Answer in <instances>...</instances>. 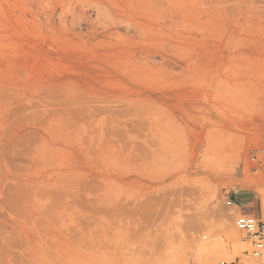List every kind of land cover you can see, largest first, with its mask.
Listing matches in <instances>:
<instances>
[{
    "label": "rangeland",
    "instance_id": "obj_1",
    "mask_svg": "<svg viewBox=\"0 0 264 264\" xmlns=\"http://www.w3.org/2000/svg\"><path fill=\"white\" fill-rule=\"evenodd\" d=\"M263 148L264 0H0V264L239 258Z\"/></svg>",
    "mask_w": 264,
    "mask_h": 264
},
{
    "label": "built area",
    "instance_id": "obj_2",
    "mask_svg": "<svg viewBox=\"0 0 264 264\" xmlns=\"http://www.w3.org/2000/svg\"><path fill=\"white\" fill-rule=\"evenodd\" d=\"M252 162H264V148L253 150L250 154ZM225 206L228 209H234L236 203L226 200ZM236 229L243 235L244 242L247 244V249L242 256L233 260H221L215 264H248L251 259L259 258L264 251V221L250 214L238 212L234 218Z\"/></svg>",
    "mask_w": 264,
    "mask_h": 264
},
{
    "label": "bare ground",
    "instance_id": "obj_3",
    "mask_svg": "<svg viewBox=\"0 0 264 264\" xmlns=\"http://www.w3.org/2000/svg\"><path fill=\"white\" fill-rule=\"evenodd\" d=\"M215 111V110H214ZM231 115V114H230ZM235 209L237 210V211H239V209H238V207L237 206H235ZM222 214L223 212H219V214ZM227 214H225V216H226ZM221 216V215H220ZM228 217V216H227ZM221 218H223L222 216H221ZM227 219H229V217L228 218H223V221H227ZM222 221V223H221V228H222V230L223 231H225L224 233H226L227 235H229L228 236V238L230 237L231 239H233L234 241L235 240H237L238 238H239V235H241L240 234V232L236 229V227H235V225H234V222H233V225H232V227H231V225H228L227 226V224L225 223V222H223ZM230 227V228H229ZM135 235V234H134ZM114 247H115V245H114ZM116 247H117V245H116ZM201 250V252H203V254H206V253H208L209 251H211V248L208 246V247H204V248H202V249H200ZM234 251H236V249H235V247H234ZM195 252V251H194ZM200 253V252H199ZM189 261H190V257H183V258H181V259H179V260H177L175 263H173V264H187V263H189ZM251 262H253V263H251ZM264 264V259H263V262L262 263H258V261L256 260V259H251L250 261H249V264Z\"/></svg>",
    "mask_w": 264,
    "mask_h": 264
},
{
    "label": "crops",
    "instance_id": "obj_4",
    "mask_svg": "<svg viewBox=\"0 0 264 264\" xmlns=\"http://www.w3.org/2000/svg\"><path fill=\"white\" fill-rule=\"evenodd\" d=\"M237 201L238 200H236V206L238 207L240 212H244V211L247 212V208H253L251 205L245 204L243 202H240V204H237ZM255 213H257V212L254 209L253 212H249L248 214H255Z\"/></svg>",
    "mask_w": 264,
    "mask_h": 264
}]
</instances>
